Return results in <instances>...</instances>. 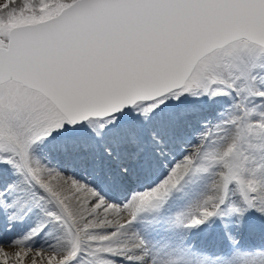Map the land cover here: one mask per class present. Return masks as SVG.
Here are the masks:
<instances>
[{
    "label": "snow or ice",
    "instance_id": "snow-or-ice-1",
    "mask_svg": "<svg viewBox=\"0 0 264 264\" xmlns=\"http://www.w3.org/2000/svg\"><path fill=\"white\" fill-rule=\"evenodd\" d=\"M25 257L264 264V0L0 4V264Z\"/></svg>",
    "mask_w": 264,
    "mask_h": 264
},
{
    "label": "rangeland",
    "instance_id": "rangeland-1",
    "mask_svg": "<svg viewBox=\"0 0 264 264\" xmlns=\"http://www.w3.org/2000/svg\"><path fill=\"white\" fill-rule=\"evenodd\" d=\"M5 1L4 0H0V4H3ZM5 251H9V247H5ZM24 251V250H23ZM22 251V252H23ZM32 256L35 255V251L33 250L31 253ZM21 263V262H20ZM22 263L24 264H31V259L29 257H25L22 261ZM10 264H19V261H15V260H10Z\"/></svg>",
    "mask_w": 264,
    "mask_h": 264
},
{
    "label": "bare ground",
    "instance_id": "bare-ground-1",
    "mask_svg": "<svg viewBox=\"0 0 264 264\" xmlns=\"http://www.w3.org/2000/svg\"><path fill=\"white\" fill-rule=\"evenodd\" d=\"M5 1V0H4ZM6 247V246H5ZM23 251V249H16V248H10L9 247V251H6V252H8V253H14V252H16V251ZM21 261H19V264H23L22 262L20 263ZM25 264V263H24Z\"/></svg>",
    "mask_w": 264,
    "mask_h": 264
}]
</instances>
